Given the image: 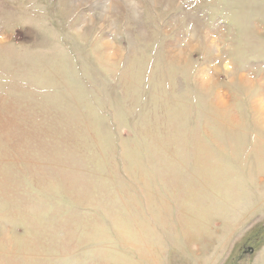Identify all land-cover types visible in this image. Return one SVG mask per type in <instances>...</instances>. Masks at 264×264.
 Masks as SVG:
<instances>
[{"label": "rangeland", "instance_id": "obj_1", "mask_svg": "<svg viewBox=\"0 0 264 264\" xmlns=\"http://www.w3.org/2000/svg\"><path fill=\"white\" fill-rule=\"evenodd\" d=\"M0 264H264V0H0Z\"/></svg>", "mask_w": 264, "mask_h": 264}]
</instances>
